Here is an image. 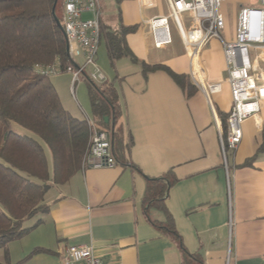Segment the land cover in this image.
<instances>
[{
  "label": "crops",
  "instance_id": "0c3cea01",
  "mask_svg": "<svg viewBox=\"0 0 264 264\" xmlns=\"http://www.w3.org/2000/svg\"><path fill=\"white\" fill-rule=\"evenodd\" d=\"M160 1L155 0L154 6ZM163 2V10L145 18L143 10L154 6H143L139 0L101 1L105 35L121 25L138 26L126 39L139 62L128 57L112 62L107 46L109 66L106 70L100 66L106 81L117 90L122 111L119 121L129 147L125 161L114 167L82 169L69 181L52 184L45 195L49 208L37 213L28 233L33 234L35 247L51 251L40 254L48 258L45 264H62L64 248L79 244L93 245L103 264H184L177 241L154 224L165 222L166 213L143 202L148 178L169 173L174 182L165 205L187 251L200 254L203 264H264V153L253 166H243L264 138V104L257 117L243 122V140L234 152H227L225 164L221 114L229 113L233 99L225 80L228 65L222 42L210 40L196 61L198 78L222 82V91L211 96V105L192 77L191 58L177 27L172 24L170 45H153L146 21L168 13ZM228 2L222 6L223 36L235 41L238 13L249 7L240 5L232 31L224 10ZM113 4L117 21L109 30L104 10ZM134 6L140 16L134 14ZM74 60L82 63L84 57ZM143 62L187 75L195 92L190 95L165 70L145 74ZM58 94L67 110L78 117V111Z\"/></svg>",
  "mask_w": 264,
  "mask_h": 264
},
{
  "label": "trees",
  "instance_id": "16d2710c",
  "mask_svg": "<svg viewBox=\"0 0 264 264\" xmlns=\"http://www.w3.org/2000/svg\"><path fill=\"white\" fill-rule=\"evenodd\" d=\"M64 3L65 0H0V247L23 238L34 228L23 224L48 210L45 195L53 183L63 184L83 169L91 129L85 119L67 110L51 76L35 71L36 65L52 64L57 59L63 66L73 62L66 34L53 13L56 4V15L62 23L59 8ZM137 28L121 25L106 33L112 62L123 57L139 62L126 39ZM142 65L145 74L165 70L190 95L196 90L185 74H177L164 65ZM87 80L93 119L101 130L111 133L114 155L118 162H124L129 145L119 121L122 111L117 90L108 81L98 84ZM228 116L229 113L221 114L225 137ZM16 125L33 135L19 133ZM47 150L52 156V169ZM260 153H264V138L256 154L243 166H253ZM169 174L148 178L144 205L166 213L165 222L154 224L177 241L184 264H203L200 254L187 251L167 211L165 197L174 182ZM32 253L51 251L35 247Z\"/></svg>",
  "mask_w": 264,
  "mask_h": 264
},
{
  "label": "built area",
  "instance_id": "2783aa9c",
  "mask_svg": "<svg viewBox=\"0 0 264 264\" xmlns=\"http://www.w3.org/2000/svg\"><path fill=\"white\" fill-rule=\"evenodd\" d=\"M102 0H65L63 27L68 41L72 63L63 66L60 59L54 63L38 64L35 71L46 76L64 72L72 75L71 91L76 97V86L82 77L102 84L106 77L97 62L102 34ZM143 6H154L155 0H139ZM227 0H166L168 13L155 15L146 21L153 45L162 48L173 42L172 24L180 32L191 58V73L199 88L212 105L211 96L222 91V82L207 83L195 71L200 52L210 40L222 42L228 65L226 82L229 83L233 103L228 116V133L220 132L224 162L227 152L235 151L243 140V122L257 117L264 104V0L262 7H242L237 18V37L227 41L223 32L226 19L222 6ZM92 17L86 18L85 14ZM253 52V60L251 58ZM83 56L82 63L74 58ZM87 68L90 69L89 73ZM91 136L83 158V169L114 167L119 164L113 152L111 133L101 130L96 121L85 113ZM62 264H103L93 245H71L61 252Z\"/></svg>",
  "mask_w": 264,
  "mask_h": 264
},
{
  "label": "rangeland",
  "instance_id": "374dc122",
  "mask_svg": "<svg viewBox=\"0 0 264 264\" xmlns=\"http://www.w3.org/2000/svg\"><path fill=\"white\" fill-rule=\"evenodd\" d=\"M114 5V4H113ZM240 5L247 6L249 8H260L261 0H243V3H240V0H229L228 4L226 5L225 13L228 17V25L230 30L233 31L234 27V20L235 14L237 10L240 8ZM134 6V14L140 16V12ZM164 9V2L161 0L156 6L152 9H144L143 15L145 18L149 17L151 14L163 10ZM60 17L63 19L64 16V5H60L59 8ZM117 9L115 5L110 8L109 10H104V21L113 28L117 21ZM142 27L146 30L144 23H142ZM101 37V44L99 45L98 54H97V62L99 66L104 67L103 69L106 70L109 66L108 57H107V43H106V35L105 32L102 31ZM253 52L251 51V58L253 60ZM99 57V58H98ZM264 67V64H262ZM102 69V68H101ZM102 69V70H103ZM89 73L90 69L87 68ZM72 75L68 72L61 73L56 76H52V79L56 82L58 92L62 95L63 100L66 105L73 106L76 111L78 117H85V113L92 115V106L88 92V78L82 77L80 79V83L76 86V97L73 96L71 87H72ZM16 130L19 133H26L33 135L32 132L26 130L25 128L16 125ZM47 156L49 161V166L52 167V156L49 150H47ZM38 219V215L36 214L32 218L26 220L23 224L24 227H30L36 223ZM33 234H27L21 239H16L8 242L6 247H0V264H45L46 256H40V254H33L32 251L34 250V238ZM7 253L9 257L7 256ZM39 255V256H38Z\"/></svg>",
  "mask_w": 264,
  "mask_h": 264
},
{
  "label": "water",
  "instance_id": "95a60500",
  "mask_svg": "<svg viewBox=\"0 0 264 264\" xmlns=\"http://www.w3.org/2000/svg\"><path fill=\"white\" fill-rule=\"evenodd\" d=\"M55 8H56V4H55V6H54L53 13H54L55 18H56V20H57V23L62 27L63 31L65 32L64 27H63V24L61 23V21L59 20V18H58L57 15H56ZM68 51H69V46H68ZM106 122H107V123H110V118H109V117H106ZM112 128H114V123L112 124Z\"/></svg>",
  "mask_w": 264,
  "mask_h": 264
}]
</instances>
